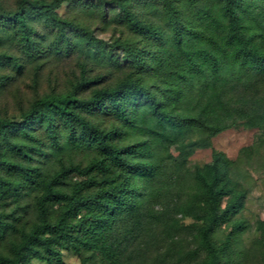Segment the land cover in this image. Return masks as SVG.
I'll use <instances>...</instances> for the list:
<instances>
[{
    "label": "trees",
    "instance_id": "obj_1",
    "mask_svg": "<svg viewBox=\"0 0 264 264\" xmlns=\"http://www.w3.org/2000/svg\"><path fill=\"white\" fill-rule=\"evenodd\" d=\"M67 1L70 0H21L14 12L0 13V26L11 31L25 58L42 57L45 51L33 37L26 9L36 7L39 17L55 30L50 46L54 51H70L72 41L66 29H74L78 40L97 57L114 67L126 65L134 76H126L113 87L96 89L82 98L79 93L96 80L81 72L70 91L34 99L21 121L0 118V194L10 192L19 197L26 190L38 192L36 221L20 232L8 255L0 254V264H26L31 258L45 264H63L61 249H71L80 256L82 252L98 254L107 264H125L123 242L135 233L140 235L145 216L137 177L152 178L155 170L147 160L130 159L151 156V145L142 139L135 147L117 146L113 143L115 131L99 128L80 112L104 107L133 132L169 143L193 131L212 137L226 128L230 118L219 91L224 80H230L225 75L238 81L264 77V45L257 38L261 33L249 31L244 24L250 16L247 0H218L219 14L197 7L196 0H100L116 6L120 20L145 40L148 48L119 40L108 44L88 29L60 18L56 10ZM135 4L161 24L141 20L132 10ZM185 9H191L195 19L185 17ZM113 49L122 51L120 58ZM5 67L22 73L20 58L0 51V68ZM147 75L155 77L151 84L146 83ZM3 80L0 76V82ZM194 80L203 82V90L208 92L195 113L182 106L185 92ZM138 99L144 102L152 123H137L128 116L129 107L135 108ZM56 119L63 122L71 145L93 147L99 158L84 167L61 163L53 173L44 171L36 160L43 151L35 131L42 129L49 143L57 147ZM231 166L232 161L217 152L210 163L195 171L197 190L185 212L201 222L195 235L197 250L204 255L200 264H230V237L217 245L212 233L216 225L243 206L244 193L232 182ZM115 168L128 176L119 181L111 175ZM92 173L100 176L76 182L69 190L65 188L69 176ZM125 222L129 225L119 238L114 232ZM243 227L242 223L232 224L229 235ZM259 229L264 246V220ZM81 262L87 264V259L82 257Z\"/></svg>",
    "mask_w": 264,
    "mask_h": 264
},
{
    "label": "rangeland",
    "instance_id": "obj_2",
    "mask_svg": "<svg viewBox=\"0 0 264 264\" xmlns=\"http://www.w3.org/2000/svg\"><path fill=\"white\" fill-rule=\"evenodd\" d=\"M21 0H0V13L14 12ZM49 1V0H46ZM197 7L210 8L220 13L218 0H196ZM250 16L245 19L249 31L261 33L258 40L264 45V0H247ZM27 17L33 27V37L43 45L42 57L30 60L19 50L10 30L0 26V51L20 58L22 73L16 74L10 67L0 68V118L14 122L21 121V115L32 101L46 94L66 93L79 79L81 72L93 78L96 83L79 93L86 98L94 90L111 88L126 76L134 73L126 65H109L97 57L75 36L76 30L66 29L72 41L69 52H56L52 49L55 30L47 26L39 17L36 7L26 6ZM132 10L144 21L158 25L161 21L151 17L139 4ZM57 15L75 26L88 29L96 38L111 44L115 40L129 42L137 47H149L141 37L132 33L120 20V11L113 4L100 0H70L56 10ZM184 16L195 19L191 9L184 10ZM119 58L120 49H113ZM224 80L219 89L222 102L228 111L226 128L215 136L205 132L193 131L173 143L155 140L154 136L133 132L129 126L115 117L110 111L93 109L80 114L89 122L103 130L115 131L113 143L120 147L137 146L140 140L150 142L152 155L133 157L131 161L147 160L155 166L152 178H139L136 185L140 188L142 209L145 214L140 235L136 233L123 242L122 261L126 264H200L203 253L197 250L196 228L201 222L186 213L187 204L197 190L195 171L212 160L221 152L232 161L230 176L235 187L244 193L243 206L225 222L214 227L212 240L220 245L230 237V264H264V246L259 223L264 220V77L257 76L248 81L234 78ZM154 76L147 75L145 80L151 84ZM208 93V92H207ZM203 82L194 80L188 86L182 100L183 109L197 112L207 96ZM128 116L137 123H152L149 113L141 99L136 107H129ZM58 146L53 147L42 129L35 131L41 141L43 155L36 156L44 171L53 173L60 164L86 166L98 159L93 147L74 146L66 140V129L60 119H56ZM120 181L128 176L120 169H113ZM99 174L71 175L65 188ZM37 191L26 190L16 197L10 192L0 194V254L8 255L11 245L19 240L20 232L28 230L36 221L35 198ZM53 217L56 208L53 210ZM242 223L243 229L230 236L232 224ZM125 222L114 232L121 238L125 232ZM63 264H107L98 254L82 252V256L71 249H61ZM225 262L221 260V263ZM26 264H45L43 261L28 259Z\"/></svg>",
    "mask_w": 264,
    "mask_h": 264
}]
</instances>
